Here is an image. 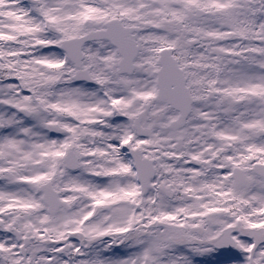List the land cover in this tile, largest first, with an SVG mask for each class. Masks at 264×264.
<instances>
[{
    "label": "snow or ice",
    "instance_id": "obj_1",
    "mask_svg": "<svg viewBox=\"0 0 264 264\" xmlns=\"http://www.w3.org/2000/svg\"><path fill=\"white\" fill-rule=\"evenodd\" d=\"M0 264H264V0H0Z\"/></svg>",
    "mask_w": 264,
    "mask_h": 264
}]
</instances>
